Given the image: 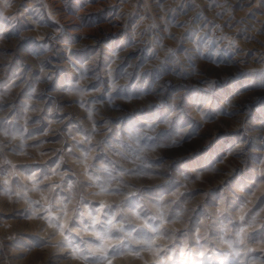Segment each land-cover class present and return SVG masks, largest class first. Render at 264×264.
<instances>
[{
    "label": "clouds",
    "instance_id": "obj_1",
    "mask_svg": "<svg viewBox=\"0 0 264 264\" xmlns=\"http://www.w3.org/2000/svg\"><path fill=\"white\" fill-rule=\"evenodd\" d=\"M0 264H264V0H0Z\"/></svg>",
    "mask_w": 264,
    "mask_h": 264
}]
</instances>
